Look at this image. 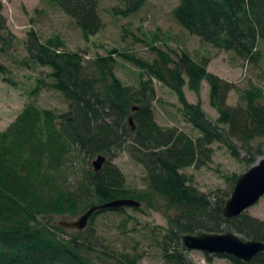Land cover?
<instances>
[{
	"label": "trees",
	"instance_id": "16d2710c",
	"mask_svg": "<svg viewBox=\"0 0 264 264\" xmlns=\"http://www.w3.org/2000/svg\"><path fill=\"white\" fill-rule=\"evenodd\" d=\"M73 19L84 38L101 28L98 0H47ZM115 14L130 16L147 0H116ZM0 0V40L5 49L11 33ZM175 21L189 34L212 47L233 52L242 60L257 63L264 45V0H179L173 10ZM59 39L40 42L34 31L28 33L27 53L36 65L47 68L46 79H37L31 91L59 92L68 110L55 113L26 104L15 120L0 132V264H139L142 254L118 253L102 249L93 232V219L101 212L122 214L127 207L96 211L87 227L69 232L50 223L51 217L78 218L89 208L118 199L147 201L159 198L174 211L163 240L159 241L166 264H193L184 252L181 236L200 232L221 233L223 228L248 240L264 242V222L245 213L226 219L223 198L210 201L191 185L182 169L202 167L211 158V145L222 139L235 140L245 150L250 166L262 148L250 146L264 138V92L254 85L240 92L239 103L229 106L227 98L236 90L233 83L207 70L185 50L176 60L155 47L156 58L149 62L134 55L119 56L132 62L147 75L135 89L123 85L115 75V51L97 55L85 64L80 52L59 51ZM8 71L0 63V74ZM155 79L170 89L180 105L179 112L199 137L192 138L175 127L163 128L154 118L152 103ZM209 86V102L218 114L211 123L201 103H189L183 88L199 96L202 82ZM134 125H131L128 115ZM126 126L130 142L125 147L119 127ZM221 126H226L223 130ZM126 148L146 172L148 190L130 191L112 157ZM105 157L98 171L87 169L81 181L70 179L77 156ZM233 182L237 178L232 176ZM150 205V202L148 203ZM151 206V205H150ZM138 210L137 208H134ZM233 264H264V252L244 263L216 255Z\"/></svg>",
	"mask_w": 264,
	"mask_h": 264
},
{
	"label": "rangeland",
	"instance_id": "374dc122",
	"mask_svg": "<svg viewBox=\"0 0 264 264\" xmlns=\"http://www.w3.org/2000/svg\"><path fill=\"white\" fill-rule=\"evenodd\" d=\"M1 1L11 37L9 46L5 49H2L0 40V63L8 71L5 75L0 74V132L31 102L55 113L68 110L64 97L55 90L42 89L36 96L31 95L37 79L49 81V70L36 65L29 58L27 42L30 31H34L42 43L48 39H59L63 45L59 51L80 52L85 64L97 55L105 56L115 51V75L123 85L135 89L140 87L142 80H148V77L132 62L119 55H134L136 58L152 62L156 53L151 48L155 47L174 60L185 50L194 60L206 62L209 72L233 83L236 90L228 95L229 106H236L240 92L251 85L262 88L264 92V45L260 47L262 57L254 64L236 57L233 52L212 47L199 37L189 34L175 21L173 10L179 0H147L138 12L130 16L115 14L114 9L121 6L116 0H98L97 11L101 28L96 34L86 38L73 19L47 0ZM152 87L155 93L152 107L156 123L163 128L175 127L194 139L199 137V133L180 114V105L174 93L155 79L152 80ZM200 87L197 96L185 86L183 91L186 100L193 104L200 101L206 118L215 124L218 114L209 102V86L204 81ZM130 117L132 115L129 114L127 120ZM131 122V125H134L133 120ZM125 127H119V134L127 147L130 136ZM221 127L227 130L226 126ZM250 146L261 147L264 155V138L257 139ZM210 147L212 154L206 165L199 168L190 166L181 172L188 177L191 185L207 195L210 201L220 197L226 200L235 185L232 176L237 178L249 170L261 156H257L256 162L250 166L245 161V150L235 140L222 139ZM96 158L77 156V159L69 164L70 179L75 183L81 181L84 172L92 167ZM112 163L124 175L125 185L130 191L143 194L148 190L144 168L131 157L126 148L112 157ZM140 204L138 210L134 209L136 207H127L122 214H97L92 226L98 239L97 244L99 248L113 249L118 253H132L136 250L142 254L139 264H166L161 256L159 241H162L166 234L169 218H176L177 214L166 209L161 199L150 195L147 196V201ZM244 213L264 222V196ZM75 219L51 217L49 221L53 225L63 226L64 223ZM66 230L73 231L70 228ZM227 231V228H223L221 233ZM237 236L243 241H248L243 235ZM184 255L193 264H233L228 258L206 255L196 250H186Z\"/></svg>",
	"mask_w": 264,
	"mask_h": 264
},
{
	"label": "water",
	"instance_id": "95a60500",
	"mask_svg": "<svg viewBox=\"0 0 264 264\" xmlns=\"http://www.w3.org/2000/svg\"><path fill=\"white\" fill-rule=\"evenodd\" d=\"M132 119L129 118L130 124ZM105 157L98 156L93 161L95 171H98ZM264 196V155L249 170L237 177L233 190L222 209L226 219L237 217L255 205ZM140 202L134 199H118L102 205L89 208L75 220L66 222L64 227L81 231L89 223L91 216L101 209L108 207H140ZM181 244L186 250H196L206 255H222L248 263L258 253L264 252V242L256 240H241L233 231L224 233L185 234L181 236Z\"/></svg>",
	"mask_w": 264,
	"mask_h": 264
}]
</instances>
